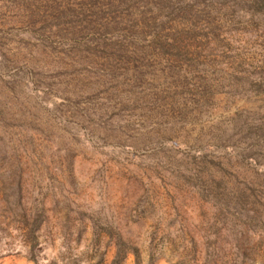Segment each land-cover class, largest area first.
Masks as SVG:
<instances>
[{"label":"rangeland","instance_id":"374dc122","mask_svg":"<svg viewBox=\"0 0 264 264\" xmlns=\"http://www.w3.org/2000/svg\"><path fill=\"white\" fill-rule=\"evenodd\" d=\"M0 264H264V0H0Z\"/></svg>","mask_w":264,"mask_h":264}]
</instances>
